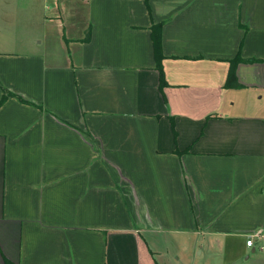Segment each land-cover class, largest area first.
Instances as JSON below:
<instances>
[{"label": "crops", "instance_id": "obj_1", "mask_svg": "<svg viewBox=\"0 0 264 264\" xmlns=\"http://www.w3.org/2000/svg\"><path fill=\"white\" fill-rule=\"evenodd\" d=\"M56 2L62 59L0 41V264H158L162 233L264 264V0Z\"/></svg>", "mask_w": 264, "mask_h": 264}, {"label": "rangeland", "instance_id": "obj_2", "mask_svg": "<svg viewBox=\"0 0 264 264\" xmlns=\"http://www.w3.org/2000/svg\"><path fill=\"white\" fill-rule=\"evenodd\" d=\"M55 1L0 0V41L3 47L14 51L36 48L44 54L49 52L54 60H60L67 55V48L66 50L65 47L61 48L60 44L64 45L66 37L75 36L79 24L67 25L61 36L62 26L60 27L57 21L51 24L45 22L44 15L53 12L58 6ZM84 32H81V35H84ZM148 237L146 238L148 244L154 252H157L155 258L158 264H218L219 262L217 255L211 259L205 254L195 257L193 250H189L188 240L179 238L180 235L162 233L150 234ZM240 262L247 261L240 259Z\"/></svg>", "mask_w": 264, "mask_h": 264}, {"label": "trees", "instance_id": "obj_3", "mask_svg": "<svg viewBox=\"0 0 264 264\" xmlns=\"http://www.w3.org/2000/svg\"><path fill=\"white\" fill-rule=\"evenodd\" d=\"M149 0H145L147 2V8L150 11V6L148 5ZM162 27L163 22H151L150 25V31H151V39L153 42V50H154V59H155V67L159 72V90L162 91L163 87L166 84L165 78H164V71L162 67V60L164 58L163 54V48H162ZM90 39V29L87 28L85 35L82 39L83 42H86ZM260 59L250 57V58H244L241 56L240 52L236 54V56L229 60V69L226 76V80L224 85L228 88H237L240 86L236 70L239 63H250V62H259ZM1 86V85H0ZM10 96L18 97L17 95L11 93L6 88L2 87V97L0 99V106L3 104V102ZM20 100L23 101L21 97H18ZM3 264H15L14 262L4 259Z\"/></svg>", "mask_w": 264, "mask_h": 264}, {"label": "built area", "instance_id": "obj_4", "mask_svg": "<svg viewBox=\"0 0 264 264\" xmlns=\"http://www.w3.org/2000/svg\"><path fill=\"white\" fill-rule=\"evenodd\" d=\"M255 237H262L264 238V230L262 228L257 229L255 232L249 235V237L246 240V244L248 246H252L254 243Z\"/></svg>", "mask_w": 264, "mask_h": 264}]
</instances>
